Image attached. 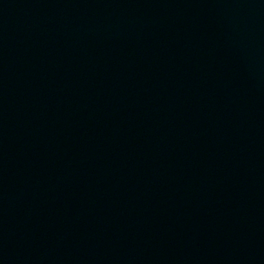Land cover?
<instances>
[{
  "label": "water",
  "instance_id": "water-1",
  "mask_svg": "<svg viewBox=\"0 0 264 264\" xmlns=\"http://www.w3.org/2000/svg\"><path fill=\"white\" fill-rule=\"evenodd\" d=\"M0 264H264V0H0Z\"/></svg>",
  "mask_w": 264,
  "mask_h": 264
}]
</instances>
